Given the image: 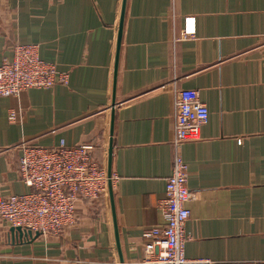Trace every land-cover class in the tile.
I'll return each instance as SVG.
<instances>
[{"label":"crops","instance_id":"crops-1","mask_svg":"<svg viewBox=\"0 0 264 264\" xmlns=\"http://www.w3.org/2000/svg\"><path fill=\"white\" fill-rule=\"evenodd\" d=\"M121 3L0 0V63L13 44L32 43L68 73L66 84L0 96V196L29 190L18 179L22 142L92 143L106 166ZM184 88L208 109L200 139L180 149L195 194L184 254L264 264V0H125L112 133L119 251L107 192L78 200L75 226L58 235L21 242L0 219V264H138L143 234L163 224L173 100Z\"/></svg>","mask_w":264,"mask_h":264},{"label":"built area","instance_id":"built-area-1","mask_svg":"<svg viewBox=\"0 0 264 264\" xmlns=\"http://www.w3.org/2000/svg\"><path fill=\"white\" fill-rule=\"evenodd\" d=\"M193 35L187 26L183 37ZM36 44L15 43L11 56L0 63V96L17 95L27 88H47L66 84L68 73L55 63L41 59ZM171 172L164 195L158 201L163 224L149 228L143 236L144 255L138 264H201L203 259H188L184 254L185 222L190 217L187 202L194 193L186 186L187 166L180 149L186 142L200 139V128L208 109L195 89H178L173 100ZM8 118H14L13 112ZM92 143L66 145L61 140L52 147L22 142L18 145V179L29 190L0 196V219L10 227H21L42 234L58 235L76 224V202L107 194L104 165L92 155ZM114 179L111 174V181ZM81 260L77 262L80 263Z\"/></svg>","mask_w":264,"mask_h":264},{"label":"water","instance_id":"water-1","mask_svg":"<svg viewBox=\"0 0 264 264\" xmlns=\"http://www.w3.org/2000/svg\"><path fill=\"white\" fill-rule=\"evenodd\" d=\"M124 10H125V0H122L121 3V11H120V18L118 24V32L116 38V49H115V57H114V65H113V83H112V99H111V115H110V125H109V141H108V149H107V163H106V173H107V192L110 201V209H111V216L113 221V228H114V235L116 240L117 249L119 251V242H118V234H117V226H116V219H115V209H114V201H113V191H112V181H111V174H112V133H113V111L115 106V84H116V76H117V67H118V58H119V49L121 43V36H122V26H123V18H124ZM40 235L39 232H34L32 234L31 230L21 228V227H9L8 236L17 238L19 241L24 240H33L34 238ZM120 255V252H119ZM120 262L122 263V258L120 256Z\"/></svg>","mask_w":264,"mask_h":264},{"label":"rangeland","instance_id":"rangeland-1","mask_svg":"<svg viewBox=\"0 0 264 264\" xmlns=\"http://www.w3.org/2000/svg\"><path fill=\"white\" fill-rule=\"evenodd\" d=\"M105 166V165H104ZM105 168H106V166H105Z\"/></svg>","mask_w":264,"mask_h":264}]
</instances>
